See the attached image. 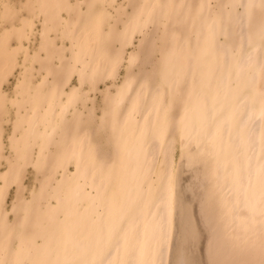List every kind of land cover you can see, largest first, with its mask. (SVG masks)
I'll return each instance as SVG.
<instances>
[{"label": "bare ground", "instance_id": "bare-ground-1", "mask_svg": "<svg viewBox=\"0 0 264 264\" xmlns=\"http://www.w3.org/2000/svg\"><path fill=\"white\" fill-rule=\"evenodd\" d=\"M73 1L37 0L40 43L17 48L38 63L17 88L48 110L12 145L39 139L19 156L29 199L24 167L1 175L17 191L7 211L0 189V264H264V0Z\"/></svg>", "mask_w": 264, "mask_h": 264}, {"label": "rangeland", "instance_id": "rangeland-1", "mask_svg": "<svg viewBox=\"0 0 264 264\" xmlns=\"http://www.w3.org/2000/svg\"><path fill=\"white\" fill-rule=\"evenodd\" d=\"M26 2L27 0H0V39H3L6 35H8L4 41V45L7 49L6 55L10 54L11 55L10 58L12 60L11 63L7 65V62L5 61V57H0V77H2L0 80V95L2 96L3 107L5 109V114L1 122L2 128L4 129V133L0 138V144L2 146V151L0 154V189L7 188V195L5 196V207L7 211H10L12 203L15 200L14 197L17 191L16 184L12 183L7 185L9 180L7 176H10L12 174V171L8 170L9 161L13 163V165L17 163L20 164L21 167H24V171L22 174V184L25 188L23 193L26 199H29L31 195L30 193L31 189L33 190V188L34 187L36 188L38 185L37 184L38 182L35 181L34 179L35 170L31 165L30 158L33 157L34 154H36L38 147L36 143L39 139L36 140L37 138L32 136V138H30L31 144H28L26 146L17 145L15 147H12V145L17 144L18 142H21L23 140V136L20 135V132L22 133L23 131L32 128L31 126H33V123L31 120L28 121L27 117L29 116L31 117L33 116V114L44 113V110H48L47 106L44 105H41L40 106L41 108L40 107L32 108L30 102H28V100L32 96L33 98H37L39 95L38 93H43L45 96H48L47 93L48 91L44 93L45 90H41L39 88L38 89L31 88L21 91V89L17 88V85L22 80L23 73L25 72L27 73V70L25 68L31 67V65L32 67L38 68V63L25 61L24 53L19 49L17 50L19 44H22L24 45L23 47L27 48L29 55H31L33 53V49L36 48L37 45L40 43L39 32L42 27V24L40 22V16L38 18L33 17L32 19H30L32 14L28 10L31 9L32 6L33 8L36 7L37 0H28V3L30 2L29 4ZM72 3H74L73 0ZM27 4L28 7H26ZM6 10H9L11 13L7 20L2 19V14ZM61 14L64 18L67 16V13L64 10H62ZM11 18L14 20L12 21ZM28 19L32 21L31 25L26 26L24 28V32L28 34V39L22 40L20 39L19 36L15 37L14 35H11L12 33H16L22 27V20H28ZM49 35L53 36L51 32ZM20 40L22 41L20 42ZM138 41H139V37H137L134 40V45L130 46L127 49L125 57H127L128 54L133 50H136L135 47L138 45L139 43ZM43 55L44 52L42 53V56ZM153 59L154 61H156V58ZM3 63L5 64V66H2ZM123 65H127L126 60L124 61ZM124 67H121L119 69V79L116 80V84L121 83L122 77L124 75ZM150 68L151 66L148 65L147 70H149ZM32 72L34 73L36 72V70L33 69ZM36 81L37 79H33L32 83H35ZM107 85H110L108 81H107ZM73 86H76V76L74 75L71 79V84L66 86L65 90L68 91V89L73 88ZM98 86L99 89L103 90L104 87L103 84H99ZM35 92H37L38 95ZM34 95H37V97L36 96L34 97ZM44 95L39 96V98L42 99L41 97H43ZM90 96L91 98H97L96 100L97 104L100 103L102 97L101 94H99L98 92H94V93L92 92L90 93ZM76 107L81 108V105L79 106L77 105ZM72 112L73 110L71 109L69 113H66V116L69 119H75L74 116H71ZM99 115L100 112H98V116ZM18 117L19 120L22 121L21 123H17L18 127H16L14 125V121L16 122L17 121L16 119H18ZM50 117L52 116L49 115L48 113L44 115V119L42 120L46 121ZM39 125L40 127H42L41 124ZM14 128H18V129H14ZM171 137H175L176 139L178 135L172 134ZM22 152H26L27 154H30L32 156L30 158L29 157L20 158L19 156L22 154ZM178 152H179V148L176 146L175 150L173 151L175 159L178 155ZM16 166L18 165H15V167ZM2 174H5L7 176L1 177ZM8 219L11 223L15 221L14 216L10 212L8 213Z\"/></svg>", "mask_w": 264, "mask_h": 264}, {"label": "clouds", "instance_id": "clouds-1", "mask_svg": "<svg viewBox=\"0 0 264 264\" xmlns=\"http://www.w3.org/2000/svg\"><path fill=\"white\" fill-rule=\"evenodd\" d=\"M235 191H236V194L239 198L247 199L248 189L245 186V184L243 183V181L240 180L239 178H237V180H236Z\"/></svg>", "mask_w": 264, "mask_h": 264}, {"label": "snow or ice", "instance_id": "snow-or-ice-1", "mask_svg": "<svg viewBox=\"0 0 264 264\" xmlns=\"http://www.w3.org/2000/svg\"><path fill=\"white\" fill-rule=\"evenodd\" d=\"M170 264H181V262L178 259V253H177V258L174 262L170 261ZM183 264H185V262L183 261Z\"/></svg>", "mask_w": 264, "mask_h": 264}]
</instances>
